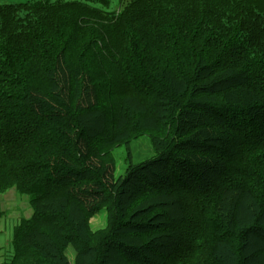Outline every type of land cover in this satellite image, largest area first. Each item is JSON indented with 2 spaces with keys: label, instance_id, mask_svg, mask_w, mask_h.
I'll return each instance as SVG.
<instances>
[{
  "label": "trees",
  "instance_id": "trees-1",
  "mask_svg": "<svg viewBox=\"0 0 264 264\" xmlns=\"http://www.w3.org/2000/svg\"><path fill=\"white\" fill-rule=\"evenodd\" d=\"M111 1L0 4L5 264H264V0Z\"/></svg>",
  "mask_w": 264,
  "mask_h": 264
},
{
  "label": "rangeland",
  "instance_id": "rangeland-1",
  "mask_svg": "<svg viewBox=\"0 0 264 264\" xmlns=\"http://www.w3.org/2000/svg\"><path fill=\"white\" fill-rule=\"evenodd\" d=\"M28 1L32 0H0V4L25 3ZM122 1L124 0H112L107 9H119ZM90 102H92L94 107L97 104V101L93 97L86 101L87 104ZM130 154L131 156H129ZM154 154L149 135H143L132 141L130 144V150L126 145L116 147L113 153L115 163L109 161L106 165L108 170L106 180L112 181L113 177L118 178L123 176L126 173L128 162L132 161L134 163H140L149 159ZM107 205L108 204L103 206L104 209L97 212V215L90 220L89 227L94 231L99 230L100 228L102 229L108 224L110 213L109 210H107ZM0 213L3 215L0 219V264H5L7 261L11 260L13 256L11 241L14 235V228L23 218H29L33 214V207L28 196L20 194L16 188H13L4 193H0ZM115 214L116 213L113 211L111 218H114ZM67 253L71 260L74 261V249L69 247ZM254 254H256L257 257L259 252H255Z\"/></svg>",
  "mask_w": 264,
  "mask_h": 264
}]
</instances>
